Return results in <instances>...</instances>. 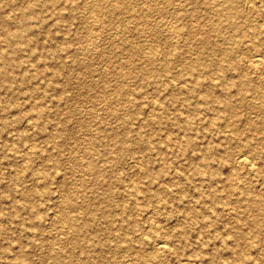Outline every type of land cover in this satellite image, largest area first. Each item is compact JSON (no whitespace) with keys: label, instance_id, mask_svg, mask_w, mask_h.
Returning a JSON list of instances; mask_svg holds the SVG:
<instances>
[{"label":"rangeland","instance_id":"374dc122","mask_svg":"<svg viewBox=\"0 0 264 264\" xmlns=\"http://www.w3.org/2000/svg\"><path fill=\"white\" fill-rule=\"evenodd\" d=\"M55 1L0 0V264H264V0Z\"/></svg>","mask_w":264,"mask_h":264},{"label":"bare ground","instance_id":"6f19581e","mask_svg":"<svg viewBox=\"0 0 264 264\" xmlns=\"http://www.w3.org/2000/svg\"><path fill=\"white\" fill-rule=\"evenodd\" d=\"M50 3L54 4L56 1L55 0H48ZM124 1V0H123ZM206 1V0H205ZM227 2H229V4L231 3V0H226ZM211 2V1H210ZM196 3V2H195ZM233 3V2H232ZM51 4V5H52ZM228 4V3H227ZM129 5V4H128ZM185 5V4H184ZM234 5V4H233ZM117 5L115 4L114 7H116ZM224 6V5H223ZM240 6V5H239ZM258 6V5H257ZM112 7V8H114ZM178 8V7H177ZM215 9V8H214ZM220 9V8H219ZM151 10V9H150ZM229 9H220L217 14L219 16V18L221 20H224V21H229L231 20L233 17H232V11H228ZM135 11V10H134ZM131 12V11H130ZM178 12V11H177ZM194 13V12H193ZM192 14V13H191ZM97 15V14H96ZM25 16V15H24ZM147 18V17H146ZM225 22V23H226ZM22 23V22H21ZM233 23V21H232ZM85 24V23H84ZM215 24V23H214ZM220 24V23H219ZM25 26L24 23H22V27ZM192 26V24H191ZM195 26V25H194ZM216 28V27H215ZM125 29V28H124ZM237 29V28H236ZM171 30V29H170ZM174 31V30H173ZM10 31L6 32V39L8 42H10L13 38H16L18 37V35L16 33H9ZM93 32V31H92ZM255 32V31H254ZM91 33V32H90ZM216 37V36H215ZM190 39V38H189ZM258 39V38H257ZM204 40V39H203ZM168 41V40H167ZM198 41V40H197ZM16 42V41H15ZM202 42H205V41H202ZM208 43V42H207ZM15 44V43H14ZM235 44V42H234ZM177 45V44H176ZM17 46V45H16ZM132 47V46H131ZM113 49V48H112ZM229 52V51H228ZM8 54V53H7ZM164 54V53H163ZM170 56V55H169ZM186 56V55H185ZM135 58V57H134ZM171 59V58H170ZM252 62H253V65L255 67H259L262 65V60H261V55L260 54H256L253 56L252 58ZM111 63V62H110ZM142 70V69H141ZM124 73V72H123ZM13 78V77H12ZM161 79V78H160ZM169 80V79H168ZM211 88V87H210ZM101 96V95H100ZM172 96V95H171ZM230 100V99H229ZM94 101V100H93ZM225 101V100H224ZM228 104V102H227ZM226 107H228L227 105H225ZM231 107V106H230ZM167 110V109H166ZM148 120V119H147ZM159 121V120H158ZM251 121V120H250ZM177 123V122H176ZM32 127V126H31ZM178 127V125H177ZM115 137V136H114ZM93 141V140H92ZM87 150V149H86ZM97 150V149H96ZM88 152V151H87ZM248 161L249 159L243 155V154H237V156L235 157V164L238 168H246L247 169V173H250L252 171V166L251 167H248L250 166L248 164ZM252 163V162H251ZM254 165V164H253ZM89 168L90 170L93 172H95V174L97 176H101V171L100 170H97L95 169L92 165H89ZM256 168V167H254ZM86 171V170H85ZM93 172V173H94ZM197 172L198 173H201L200 170L197 169ZM181 175V174H180ZM183 175V174H182ZM238 186V185H237ZM247 206L249 208H255V209H258V210H262L264 208H261L260 205H261V202L259 200H256V199H249L247 200ZM60 215V214H59ZM73 216V215H72ZM149 216V215H148ZM64 221H66V223H69V225H71V227L73 228H76V225L72 222L71 219H65ZM73 243H76V240L73 241ZM155 249H156V253H162V252H165L166 251V246L167 244H165L163 241H157L155 244ZM55 248V247H54ZM164 254H162L163 256ZM167 255V254H166ZM55 261L59 262L60 261V256L58 254L55 255Z\"/></svg>","mask_w":264,"mask_h":264}]
</instances>
